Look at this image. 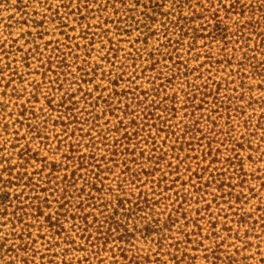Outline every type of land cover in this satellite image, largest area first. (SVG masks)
<instances>
[{"label":"rangeland","instance_id":"obj_1","mask_svg":"<svg viewBox=\"0 0 264 264\" xmlns=\"http://www.w3.org/2000/svg\"><path fill=\"white\" fill-rule=\"evenodd\" d=\"M187 2L182 13L195 17L189 24L194 31L179 38L171 30L168 36L161 33V22H155L149 31L142 26V13H151L156 3L162 4L164 14L170 13L176 7L174 0H128L129 13L109 6L93 9L89 14L82 10L88 17L83 21L76 15H62L63 9L59 8L63 28L58 16H51L48 10L49 5L52 9L61 6V0H0V157H11L9 163H0V169L9 165L13 176L20 173L26 175V180L32 178L31 183L36 186L26 189L19 183L11 186L9 192L20 194L31 189L26 193L29 198L50 200V208L42 212L54 220L57 200L55 194L49 195L62 176L75 181L78 191L74 195L81 196V190L86 194L87 177L97 174L104 184L118 192L121 172L127 167L131 171L146 167L149 156L159 150L168 153V161L183 164L184 169L174 176L187 184L198 164L208 166V170L218 168V172L225 174L226 186L222 190L210 186L200 198L191 191V201L182 205L184 216L170 230L163 228L160 234L146 237L141 222L130 220L128 229L134 237L132 246H127L128 257L147 259L145 262L137 259L140 264H157V260L159 264H174L173 256L180 257L182 264H264V92L261 89L264 83L243 67L254 55L257 38L249 34L243 40L236 27L239 22H248L252 10L264 6V0ZM236 3L246 10L244 14L231 10L227 13ZM202 8L209 14H204ZM193 9L199 14L192 15ZM210 14L221 22L226 34L212 33L214 21L208 18ZM126 16L132 17L133 22ZM34 20L42 22V27L37 28ZM83 30L95 34L91 52L83 48L87 41L81 33ZM37 31L43 34L41 39L29 42L37 38ZM56 40L68 45V52L79 56L77 65L90 61L93 68H99L97 73L102 74L82 87L74 86V91L65 92L68 89L64 83L63 92L56 93L57 96L73 94L71 100L76 104L71 114L76 120L51 113L54 124L47 123L38 137L27 126L37 118L27 116V120H22L18 113L24 105L36 116L42 115L45 97L51 91L48 85H42L38 91L34 89L35 84L42 83L39 56L26 61L27 68L22 58L28 51V55L34 54L36 46L37 51L44 53V43ZM109 47L113 51H108ZM60 122L69 125L62 127ZM132 122L137 127L135 133H131ZM125 132L131 136L125 137ZM210 148L217 152L219 163L209 165L208 160H203L204 152ZM20 150L27 154L23 155L28 158L25 161L18 155L10 156L20 154ZM65 153L74 158L73 163L61 157ZM81 156L90 158L79 165L77 158ZM223 159H231L235 165ZM49 163L61 165L60 172L54 174L58 178L55 182L47 176ZM1 178L17 182L10 179L9 169H4ZM149 186L147 183L144 188ZM134 187L125 186V189L138 191ZM171 197L155 209L158 215L154 217L162 219L161 223L171 213L175 199ZM74 200L68 208L69 214H74L78 205L79 200ZM96 212L85 209V213ZM32 221L30 228L21 224L12 229L7 222L0 227L3 251L8 246L16 248L22 241L31 249L20 258L0 253V264L10 260L24 264L22 257L29 261L26 264H100L99 259L112 260L109 251L100 256L91 253L86 242L88 235L74 225L78 220L62 219L64 233L60 236L48 230L42 217ZM13 232L22 236V241L8 236ZM71 241L73 245L69 244ZM112 246L114 243L108 249Z\"/></svg>","mask_w":264,"mask_h":264},{"label":"trees","instance_id":"obj_2","mask_svg":"<svg viewBox=\"0 0 264 264\" xmlns=\"http://www.w3.org/2000/svg\"><path fill=\"white\" fill-rule=\"evenodd\" d=\"M63 3L56 9H52L51 5L48 8L50 11V15L53 17H57L59 15V8L63 9V14L66 16L76 15L79 21H83L88 18L86 15L82 14V10L86 11V14L92 13L94 10H100V8H107L108 6L116 11L120 10L123 13L131 12L127 7L128 0H61ZM75 1V5L73 4ZM176 3V7L172 9L170 13L162 12V8L160 5L162 4H154L151 7V13H142L144 24L142 25L147 31H149L152 25L155 22H161L162 32L165 36L172 34H177V37L184 38L190 35V30L194 31L193 27H189L190 22L195 21V17H186L183 16V7L188 3L187 0H174ZM19 3V2H18ZM116 5L119 6L116 8ZM145 7V6H144ZM71 8V9H70ZM104 10V9H102ZM237 12L236 14H244L245 9L243 7H238V3L235 5H231L227 13ZM202 12L204 14H209L207 9L202 8ZM251 18L246 23H238L236 25L237 30L240 31L241 35H249L254 34L257 38L256 47L254 49V55L250 56V58L246 61L244 68L247 67L250 69L251 75L264 83V6H259L257 9H253L251 12ZM192 15H197L195 9L191 10ZM160 16V20L157 21V17ZM209 19L214 21V29L212 30L213 34H226L225 28L222 26L221 22L216 21V16L214 14L208 15ZM254 16L256 18L254 19ZM62 16H58V20H60V24L62 28L64 27L61 21ZM126 19L130 22H133L132 17L126 16ZM37 28H41L42 22H37L36 20L32 21ZM120 23V21H118ZM138 23V22H135ZM119 29V28H117ZM171 30V31H170ZM104 32V31H103ZM83 34V38L87 39L86 44L83 48L91 52L92 45L95 40L94 33H90L88 30L81 31ZM37 38L30 39L29 42L33 43L36 39H41L43 34L40 31L36 32ZM63 35V33H60ZM68 38V37H67ZM249 37H245L243 40H247ZM45 49L44 53H41L38 50V47H34V54L28 55V52L23 54L25 57L22 58V62L25 65H28L26 61H28L34 55L39 56L37 61L40 63L39 68L42 69V83L35 84L34 89L38 91L41 89L42 85H48V89L51 91L47 93L45 97L44 109H41L40 116H36L35 112L30 108L26 109L24 105L20 106V111L18 113V117L22 120H27V116H34L37 118L35 122L27 125L32 129V132L39 135L41 131L46 128L45 125L49 122L54 124V121H51V113H58L59 115L66 118V120L74 119L75 115H72L71 112L73 110L72 106L76 103L72 101L73 94L64 93L61 96H57L56 92H63L64 83L68 91H74L75 87H82V84L91 83L97 76H100L102 73H97L99 68H93V63L90 61L84 60L81 65H77L80 61L79 56L77 54H72V52H68L70 49L68 45L65 43H61L59 40L50 41L44 43ZM19 52L21 51L18 49ZM113 51L112 47H109L108 51ZM115 51V49H114ZM260 56V57H258ZM70 59V60H69ZM71 60H75V62L71 63ZM77 62V63H76ZM48 72V74H47ZM15 75V74H14ZM261 89L264 92V84ZM87 97L91 95L85 93ZM264 104V101L262 102ZM50 112V114H48ZM48 115V116H47ZM44 118V119H39ZM40 120V121H39ZM38 121V122H37ZM77 123V122H76ZM62 127H67L68 124H64L63 122L59 123ZM132 128L134 129L131 133H135L137 131L136 124L134 122L131 123ZM131 133L125 132L123 135L125 137H130ZM129 138L127 139V141ZM180 150V149H178ZM114 153L117 150L112 151ZM20 154L11 153L10 156L18 155L19 158L25 161L26 157L25 152L20 150ZM27 155V154H26ZM168 153L159 150L154 151L153 154L149 156L147 159L148 165L146 167H141L139 171H131L128 167L125 168L121 172V176L119 177V184L117 186V191L112 188L110 185H106L103 183V178L100 177L99 174L90 178L87 177L85 181L84 187L87 188V193L83 194L85 191L81 190L80 195H74L75 192L78 191L75 189V181L72 179H68L65 176H62L60 179L62 181L55 182L58 178L54 175L60 172V166L55 163H49L50 172L47 175L51 177V180L54 181V191L50 194V197H53L54 194L57 200V211L54 213L55 219L53 220L50 215L44 216L42 212L45 208H50V200L46 198H29L28 194L31 189L28 191H23L20 194H11L9 189L11 186L22 184L26 189L31 186H36V184H32V178L25 179V174L17 173L15 176L12 175V168L6 166L0 169V227L3 223L7 222L12 229L17 227L18 225L23 224V226L30 228L32 220L39 219L42 217L45 220L48 230H51L52 233L56 236H60L64 233V229L60 221L62 219L69 218L72 221L78 220L79 223L74 224L78 226L80 231L84 234H87L86 237L89 243V247L91 248V253L100 256L101 253H105L107 251L111 252L112 260L109 262H105L103 259H99L98 263L102 264H140L137 259H140L142 262H145L147 259L143 257L130 256L128 257V249L127 246L131 245V240L134 235L133 232H130L128 229L129 221L139 220L143 225L142 231H144V235L146 237L151 234H160L163 228L170 230L172 224H174L179 217H183L182 213L185 212V208L182 207L183 204L191 201L192 196L191 191L196 194L197 198H200L203 194L206 193V189L210 186H217L220 190H222L223 186H226L224 183V173L218 172V168H212L208 170L207 167H202L198 164V169L191 173L189 177V184L184 181L179 176H174L179 174L181 170L184 169L182 165L174 164L171 161H168L166 157ZM176 160H180L182 163V159H180L179 155H175ZM23 157V158H22ZM66 161H70L73 163V157H69L66 153L61 156ZM26 158V159H24ZM90 157L81 156L77 158L80 160L79 165L83 163H87L85 160ZM11 157H6L2 155L0 157V163H9ZM203 160L209 161V165L213 163H219L217 152L213 151L210 148L206 153L204 152ZM228 162L230 165H235L231 159H223V161ZM144 166V165H143ZM4 169H9L10 179L14 178L17 180L16 183H13L11 180H3L1 178L2 172ZM221 169V168H220ZM200 170V171H199ZM185 171H189V168H185ZM101 173V172H100ZM158 173V176H156ZM73 174V173H72ZM46 176V177H47ZM174 176V177H172ZM204 176H206L204 178ZM22 178L23 181H22ZM49 180L48 183L51 181ZM195 180V182H193ZM139 183V185H136ZM149 183L151 186L148 188H144L145 185ZM135 186L134 188L138 189V191H129L125 189V186ZM188 185V189L186 186ZM137 186V187H136ZM181 188L179 191L177 190ZM44 192V190H41ZM222 194H225V191H222ZM22 194V195H21ZM174 196V204H172L171 213L166 216V219L163 223L162 219L155 218L154 216L158 215L155 212L157 206L160 205V202L165 200L168 201ZM74 199H78V205L75 207L74 214H69L68 208L72 206ZM34 202H31V201ZM181 201V202H180ZM178 203V204H177ZM177 204V206H176ZM86 208H91V210H98L96 213H85ZM204 209H207L204 208ZM182 210V211H181ZM67 217V218H66ZM90 218V219H89ZM2 219H5L1 221ZM27 220H29V224H27ZM26 222V223H25ZM134 230H136L134 228ZM12 236L15 239H20L22 241V236H16V232L8 234V236ZM91 240H88V239ZM3 241H6L3 238ZM73 241L69 244L73 245ZM114 243V246L108 249V246ZM5 245L0 244V253L8 254V256H12L13 258H20L23 254H27L31 249L28 246V243L22 241L16 248L12 246H8V249L4 250ZM116 249V250H115ZM1 256V255H0ZM24 264L29 261L24 257L21 258ZM172 261L174 264H182V259L177 256L172 257ZM157 264H159V260H157ZM7 264H15V261L10 260Z\"/></svg>","mask_w":264,"mask_h":264}]
</instances>
